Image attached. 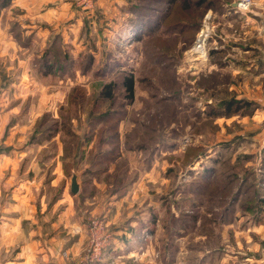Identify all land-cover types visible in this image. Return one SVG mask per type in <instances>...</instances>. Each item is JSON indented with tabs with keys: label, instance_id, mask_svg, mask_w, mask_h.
<instances>
[{
	"label": "rangeland",
	"instance_id": "obj_1",
	"mask_svg": "<svg viewBox=\"0 0 264 264\" xmlns=\"http://www.w3.org/2000/svg\"><path fill=\"white\" fill-rule=\"evenodd\" d=\"M14 1L0 2V157L16 156L17 178L34 179L26 225L40 246L33 264H264V35L240 29V14L231 12L238 0H218L204 12L193 0L113 2L116 15L112 0L103 9L98 0L90 7L66 0L81 14L50 23L41 11L35 27L17 19ZM131 4L146 15L142 25L130 22L137 17ZM193 21L196 28L184 25ZM169 22L179 26L167 29ZM57 39L58 67L46 74L42 58ZM244 51L247 66L234 70ZM216 59L230 66L211 78L206 61ZM124 71L134 77L132 100L121 87L102 100L101 87ZM231 97L253 105L211 122L200 114L207 101ZM105 130L117 132L119 143L117 163L106 164L115 176L108 181L85 174ZM42 131L47 137L36 140ZM135 131L154 136L134 139ZM219 145L232 169L203 156L188 164V147L218 158ZM125 167L137 173L127 187ZM240 179L241 197L230 205ZM12 249H0L1 262L13 260Z\"/></svg>",
	"mask_w": 264,
	"mask_h": 264
},
{
	"label": "crops",
	"instance_id": "obj_2",
	"mask_svg": "<svg viewBox=\"0 0 264 264\" xmlns=\"http://www.w3.org/2000/svg\"><path fill=\"white\" fill-rule=\"evenodd\" d=\"M71 1V0H70ZM257 1V0H256ZM111 12L112 14L116 15V7L113 2L120 4L121 6H128L130 4L129 0H112L111 1ZM104 0H98L95 4V8L97 6L104 8L105 5ZM14 4L17 6L18 14L21 15L17 18L24 26L35 27V21H41L39 17V13L41 11H45L43 14V18L47 17L51 23L52 20L59 18L60 16L69 17V15L81 14V10L75 9L77 4L71 3L66 0H17L14 1ZM98 4V5H97ZM43 5H45L43 7ZM253 8L250 10V14H246L244 16H239L238 19L240 20V29H242L243 33L244 30L247 31L252 30L251 36H256L257 38H262L261 34L264 35V20L262 17V12L264 11V6L260 2H255L252 5ZM42 7V8H41ZM80 9L83 10V7ZM25 11V12H24ZM232 5H231V12H232ZM37 13V14H36ZM114 17V16H113ZM27 20V21H25ZM29 23V24H28ZM245 23V24H244ZM244 24L243 26H241ZM221 41L218 44L225 42V38L221 37ZM213 45L215 46L217 43L213 40ZM222 42V43H221ZM211 43V42H210ZM218 46V45H216ZM215 46V48H216ZM221 48V47H218ZM252 51L254 54L253 58H256L255 61L259 62L258 58L260 57L259 48L252 47ZM247 52L240 53V62L234 66V70H239L242 66H247L246 63H242L241 60L243 59V55ZM207 70L209 69L208 73L210 72H220L225 67L230 66V62L225 64L224 66H217L212 64L209 60L206 61ZM228 64V65H227ZM253 66L255 64H252ZM233 76V74H232ZM211 101H207L206 104L210 103ZM14 154H18L17 152H13ZM208 153V151H206ZM205 153V154H206ZM212 153V152H211ZM214 154L219 153V151L214 150ZM7 157V158H6ZM207 157V159L211 158L208 157V154L203 156V158ZM2 159L0 157V171L10 168V171L5 175V178H1L0 176V249L4 251H8L11 248L12 252L15 253L13 256V260H4L0 261V264H33L32 258L34 256V251L38 249V240L34 239L33 229H29L26 225L28 220H33V208L31 204V200L33 198L32 189L34 187V179L23 177L22 179L17 178L14 173L16 171H12V169H16L17 161L16 156L12 158V156H5ZM8 163H5V160H8ZM15 160V163L13 162ZM10 162V163H9ZM4 168V169H3ZM33 169H31V172ZM3 193H7V199L2 198ZM7 201V202H6ZM46 257V255H45ZM44 257V258H45Z\"/></svg>",
	"mask_w": 264,
	"mask_h": 264
},
{
	"label": "trees",
	"instance_id": "obj_3",
	"mask_svg": "<svg viewBox=\"0 0 264 264\" xmlns=\"http://www.w3.org/2000/svg\"><path fill=\"white\" fill-rule=\"evenodd\" d=\"M2 0H0L1 2ZM176 0H170L171 3H175ZM182 2L186 1V0H180ZM218 0H193L192 3L195 6H203V12L206 11L207 9H210V6L212 5V3H215ZM1 5L3 3H0ZM140 9H142L140 7ZM222 10V9H221ZM129 12L130 14H136L137 17L136 18H132V20H130V22L132 23H137L139 25H142V23H145V21L141 20V17L146 15L143 13V10H137L136 8H134L133 4L130 5L129 8ZM221 13V12H220ZM147 20V19H146ZM150 22L152 21V19H148ZM147 20V21H148ZM164 21V19H163ZM162 21V22H163ZM158 22L160 23V21L158 20ZM186 27H188L189 25H191L193 28L197 27V23H195L193 21V23H186L184 24ZM167 29L169 28L170 30L178 27V23L177 22H169L168 25L166 24ZM190 27V28H192ZM149 32V31H147ZM192 38V36H191ZM58 43V39L54 42V47L51 50H48V53L46 55H44V57L42 58V65L44 68V72L46 74L52 72L53 68L58 67V59L56 58V52H59L61 49L60 47L57 45ZM212 53V52H211ZM219 54V53H218ZM212 64H215L219 67H221L222 65H224L225 63L222 62L221 59H216L214 61H210ZM43 72V73H44ZM214 74L218 75V72H212V77H214ZM117 87H121L124 89L125 91V95L127 97V99H129V101L132 100L133 98V94H134V77L133 74L129 71H124L122 73H120L119 78L118 79H112L111 81H109L108 83L104 84L100 91H99V96L102 98V100H111L112 96L115 92V90L117 89ZM100 98V99H101ZM251 105H253L252 101H248L245 99H236L235 97H231L230 99H227L226 101H223L219 104L217 103H213L212 101L210 103H208L206 105L207 110L205 112H202L200 114L203 115V118L207 119L208 122H211L210 120L213 118H217V117H221V116H227L229 114H234L236 112H238L240 109L242 108H246V107H250ZM124 114V113H122ZM109 115V113L107 114ZM119 118V117H117ZM100 118L96 119L97 121L100 120ZM117 120L112 121L111 126L116 128V124H117ZM145 130H147V128H145ZM105 135L106 137L100 138L98 143H99V151H97V154L95 155V160L92 162L91 164V169L85 171V174H92L97 180L99 178H101V176H103L107 181L108 180H113L115 178V176L112 174V172H108V167H106V164L109 165L111 163H117L118 158H119V143L117 142L118 140V136H117V132L115 133H110L109 130H105ZM109 133V134H108ZM134 134H136L134 136V139H138L137 136H141L143 139L145 138H149L154 136L153 133L151 132H137L135 131ZM46 131H42L40 133V135H38V137L36 138V140L39 139H43L46 138ZM34 137H32V142L35 141V139H33ZM145 146L143 145H137L136 148L133 147L134 149H140L143 151V148ZM219 147L221 148L218 149L217 151H219L218 153V158H210L208 163H212L214 164L213 166L215 167H219V168H228V169H232V164H230L229 159H230V153L226 154L225 159H221L220 157L222 156V152L224 151V149H226V145H219ZM188 152L189 153H194L192 154L191 157H189V162L188 164H191L193 162H195L196 159H199V157L201 156H205L206 151H204L202 148L200 149V147H188ZM186 153V151L184 152V154ZM186 155V154H185ZM211 166V165H209ZM234 166V165H233ZM213 167V168H215ZM212 168V167H211ZM211 171H214L213 169ZM216 171V170H215ZM213 178L215 176L214 172H213ZM137 178V173L135 171L130 170L129 167H125L123 173H122V179L120 180V182L126 181L127 183L124 185L125 187L131 185ZM242 180L241 183L238 184V187L236 189V191L234 192L233 196L230 199V205H233L238 199L239 197H241V190H242V186L243 183H245V179H240ZM257 201V203H261L263 202V197H261V195H255L254 197ZM259 208V205H256ZM255 216V215H254Z\"/></svg>",
	"mask_w": 264,
	"mask_h": 264
},
{
	"label": "built area",
	"instance_id": "obj_4",
	"mask_svg": "<svg viewBox=\"0 0 264 264\" xmlns=\"http://www.w3.org/2000/svg\"><path fill=\"white\" fill-rule=\"evenodd\" d=\"M71 1H74V2H80V4H82L84 7H90L91 4H92V0H71ZM252 4H254V1L253 0H238L236 2V4H234V7L232 8V10L235 12V13H238L240 15H245L246 13L250 12V7L252 6ZM200 38V37H199ZM205 40L204 38L202 39V44L204 46L205 44ZM199 40H197L198 42ZM196 52V51H194ZM203 54V53H202ZM93 241V239H92ZM99 245V246H98ZM102 247L100 246V243L99 241L97 242V244H95L94 246V251L96 252V250H99L101 249ZM97 253L99 254V252L97 251Z\"/></svg>",
	"mask_w": 264,
	"mask_h": 264
},
{
	"label": "water",
	"instance_id": "obj_5",
	"mask_svg": "<svg viewBox=\"0 0 264 264\" xmlns=\"http://www.w3.org/2000/svg\"><path fill=\"white\" fill-rule=\"evenodd\" d=\"M233 7H234V5L232 6V8ZM78 191H79V185L77 183L76 176L72 175L71 179H70L69 192L71 195H75V194H77Z\"/></svg>",
	"mask_w": 264,
	"mask_h": 264
},
{
	"label": "bare ground",
	"instance_id": "obj_6",
	"mask_svg": "<svg viewBox=\"0 0 264 264\" xmlns=\"http://www.w3.org/2000/svg\"><path fill=\"white\" fill-rule=\"evenodd\" d=\"M200 37H202L201 35H200ZM199 42L201 43V40H199ZM199 46H200V44H198ZM196 46V45H195ZM203 47V46H202ZM201 46L199 47V48H196V49H198V52H200V53H204L203 52V49H204V47L202 48ZM197 51V50H196Z\"/></svg>",
	"mask_w": 264,
	"mask_h": 264
}]
</instances>
